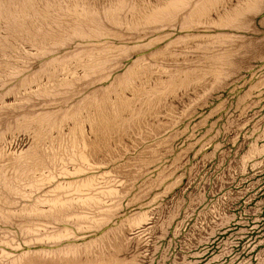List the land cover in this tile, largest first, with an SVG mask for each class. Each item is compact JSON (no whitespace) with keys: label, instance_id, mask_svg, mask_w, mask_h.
Returning a JSON list of instances; mask_svg holds the SVG:
<instances>
[{"label":"rangeland","instance_id":"374dc122","mask_svg":"<svg viewBox=\"0 0 264 264\" xmlns=\"http://www.w3.org/2000/svg\"><path fill=\"white\" fill-rule=\"evenodd\" d=\"M0 264H264V0H0Z\"/></svg>","mask_w":264,"mask_h":264}]
</instances>
